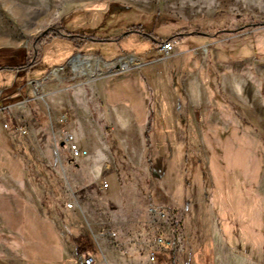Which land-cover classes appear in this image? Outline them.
I'll return each instance as SVG.
<instances>
[{
	"label": "rangeland",
	"instance_id": "374dc122",
	"mask_svg": "<svg viewBox=\"0 0 264 264\" xmlns=\"http://www.w3.org/2000/svg\"><path fill=\"white\" fill-rule=\"evenodd\" d=\"M2 66L0 264H264V0H0Z\"/></svg>",
	"mask_w": 264,
	"mask_h": 264
},
{
	"label": "trees",
	"instance_id": "16d2710c",
	"mask_svg": "<svg viewBox=\"0 0 264 264\" xmlns=\"http://www.w3.org/2000/svg\"><path fill=\"white\" fill-rule=\"evenodd\" d=\"M65 31L66 32L64 33L63 38L65 39L66 43L71 45L73 51H80L82 48L83 42L86 40H89L91 42L107 43V42H110L116 39L115 37L110 36L106 32V30L99 31V29L97 28H78L73 31H69V30H65ZM130 33L140 34L144 36L146 39L151 40V37L148 34H145L142 32L141 26L139 24L127 25L125 27V31L123 32V37ZM50 41L48 43H50ZM168 41L172 44L174 43L171 38ZM46 42L44 41L42 42V44ZM179 42H180V39H177L176 43H179ZM9 69L10 67H4V66L0 67V74H3L5 71ZM3 113L6 115V117L9 116L6 110H3ZM103 130L107 136V141L110 146V149L112 151L116 150L117 141L115 137L113 136V133L108 127H105ZM151 132H152L151 124L150 122H148L144 130V141H145V147L147 149L151 146Z\"/></svg>",
	"mask_w": 264,
	"mask_h": 264
},
{
	"label": "built area",
	"instance_id": "2783aa9c",
	"mask_svg": "<svg viewBox=\"0 0 264 264\" xmlns=\"http://www.w3.org/2000/svg\"><path fill=\"white\" fill-rule=\"evenodd\" d=\"M160 51L161 53L163 54H169L171 53L173 47H172V43L170 42H162L160 44ZM1 89H0V96H1ZM59 122H63V118L60 117L59 118ZM22 133H25L26 131L23 130L21 131ZM62 143L67 151L69 152L70 154V157L72 158V160H79L83 157H85L87 155V150L82 148L79 143L77 142V140L75 139L74 135L70 132H63V135H62ZM107 186V185H106ZM68 207L71 208L72 205L69 203L68 204ZM159 242L160 243H163L162 240L159 239ZM157 257L154 255V253H151L149 255V264H158L157 262ZM84 264H94V258L92 256H86L85 259H84Z\"/></svg>",
	"mask_w": 264,
	"mask_h": 264
},
{
	"label": "crops",
	"instance_id": "0c3cea01",
	"mask_svg": "<svg viewBox=\"0 0 264 264\" xmlns=\"http://www.w3.org/2000/svg\"><path fill=\"white\" fill-rule=\"evenodd\" d=\"M121 114H125L124 112H122ZM76 135V138L77 139H80V138H78V136H77V134H75ZM107 175H114V174H107ZM116 178V177H115ZM116 182H117V179H116ZM116 185V184H115ZM108 188L110 189L111 188V185H110V183H108ZM114 189V188H113ZM111 190V189H110Z\"/></svg>",
	"mask_w": 264,
	"mask_h": 264
},
{
	"label": "bare ground",
	"instance_id": "6f19581e",
	"mask_svg": "<svg viewBox=\"0 0 264 264\" xmlns=\"http://www.w3.org/2000/svg\"><path fill=\"white\" fill-rule=\"evenodd\" d=\"M122 66L126 68L127 67V62L126 61H123L122 62Z\"/></svg>",
	"mask_w": 264,
	"mask_h": 264
}]
</instances>
